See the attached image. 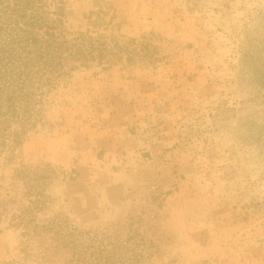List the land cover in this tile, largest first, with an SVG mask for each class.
<instances>
[{"label": "rangeland", "instance_id": "374dc122", "mask_svg": "<svg viewBox=\"0 0 264 264\" xmlns=\"http://www.w3.org/2000/svg\"><path fill=\"white\" fill-rule=\"evenodd\" d=\"M45 1L111 60L64 76L0 157V264H71L78 232L133 264H264V0ZM22 167L49 226L28 237Z\"/></svg>", "mask_w": 264, "mask_h": 264}, {"label": "trees", "instance_id": "16d2710c", "mask_svg": "<svg viewBox=\"0 0 264 264\" xmlns=\"http://www.w3.org/2000/svg\"><path fill=\"white\" fill-rule=\"evenodd\" d=\"M63 18L62 8L50 11L45 0H0V157L6 161L44 124L45 98L64 76L111 60L108 43L89 33H69ZM120 50L118 46L116 51ZM18 177L25 180L29 199L28 205L18 204L12 217L24 236L37 235L49 228L34 220L42 207L41 185L23 167ZM6 205L0 203L3 212ZM82 234L78 232L79 240L74 241L71 264L130 262L121 255H108L102 242L94 246L95 238L82 251Z\"/></svg>", "mask_w": 264, "mask_h": 264}]
</instances>
